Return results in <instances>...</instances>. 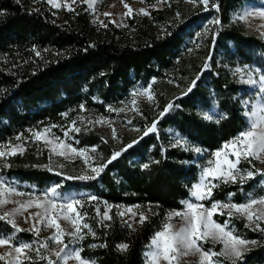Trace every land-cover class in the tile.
Returning <instances> with one entry per match:
<instances>
[{
	"label": "trees",
	"instance_id": "obj_1",
	"mask_svg": "<svg viewBox=\"0 0 264 264\" xmlns=\"http://www.w3.org/2000/svg\"><path fill=\"white\" fill-rule=\"evenodd\" d=\"M139 1L151 5L158 0ZM257 1L216 0L218 9L210 12H190L172 5L153 11L152 19L131 18L127 28H117L113 24H94L85 7L68 11L50 6L47 0H0V59L4 62H0V143L39 124H58L64 113L80 110L82 105L112 117L114 113L106 107H119L140 81L169 74L181 86L180 94L174 96L178 110L158 123L157 133L144 134L170 103L167 94L159 95L156 115L147 113L149 120L141 122L143 134L139 137H123L113 143L92 129H81L74 135L71 144L76 149L96 152L97 168L107 166L98 175L92 174L95 179H64L69 187L86 190L113 207H153L150 218L138 229L121 223L115 208L108 225L99 224L93 214L94 235H88L82 243L84 258L96 264H145L146 248L169 212L182 210L190 199V189L200 173L196 156L167 146L162 130L176 129L190 142L211 152L243 132L247 125L243 109L239 101L232 100L240 88L230 81L229 72L219 67L217 56L222 52V58L230 63L264 67V42L245 34L242 24L232 20L234 12ZM210 14L220 20L219 25H214L207 37L197 38L201 47L187 54L194 30ZM208 59L211 64L205 70ZM198 76L202 77L199 81ZM196 80L194 89L181 98ZM206 83L226 114L220 124L206 123L196 113L199 107H211ZM133 141L137 142L122 151ZM114 153L121 154L108 163ZM47 162L46 152L18 155L8 173L36 185L40 192L60 183L49 169L41 168ZM144 164L149 167L143 168ZM252 187V183H223L201 204L211 207L231 194L239 204L250 199V194L252 199L264 195V184L255 191ZM225 220L220 217L219 222ZM263 234L264 225L261 231L240 228V236L261 245L236 264H264ZM119 244H127V251L118 250ZM214 251L218 253L219 248ZM217 262L233 264L222 257Z\"/></svg>",
	"mask_w": 264,
	"mask_h": 264
},
{
	"label": "rangeland",
	"instance_id": "obj_2",
	"mask_svg": "<svg viewBox=\"0 0 264 264\" xmlns=\"http://www.w3.org/2000/svg\"><path fill=\"white\" fill-rule=\"evenodd\" d=\"M50 6H53V3H55L56 9H66L68 11L69 8L71 10H75L76 8L85 7L86 11L89 13L91 20L94 24L99 25L101 27H107L109 24H113L117 28H127L129 26V20L131 18H136L138 20L148 17L149 19H152V12L156 10L165 9L167 7H171L172 5H176L177 7H181L188 11H197L199 9H202L201 11L204 12H210L215 7L213 5H216V0H209L208 7L205 9V6L199 2V0H158L157 2L153 4H147L143 1L134 0L131 2H128L126 0H75L73 3V0H53L52 3L47 0ZM89 4L92 5V7H89ZM127 4L129 8L132 9V12L130 14L126 13L128 12V9L124 7V5ZM145 10L148 14L145 15L141 10ZM105 13H110L111 15L106 16ZM261 13H264V0H258L255 3H247L245 4L240 10L237 12H234L232 15V20L234 22L241 23L244 27V33L247 35H253L258 38H260L264 42V15H261ZM243 15L244 19L238 20V17ZM216 18L213 14L209 15V19L207 21L201 22L200 26H197V28L194 30L195 37L193 38L190 43V49L188 50L187 54L195 53L197 49L201 47V44L196 42L197 38H203L204 36L207 37L210 34V31L212 30L214 25L213 21ZM219 25V24H218ZM162 28H160V31ZM193 48V52H192ZM222 52L219 53V56H217V63L223 71H227L230 74V81L234 83L237 87L240 88L238 94L232 96V100L234 102L239 101L240 107L243 109V116L246 120V127L249 123V113L251 110V105L254 103L259 109L261 106H264V94H261V99L256 98V94L258 93L259 89V83L256 85H251L245 82H242L241 76L243 75L244 79L246 80L248 78L246 73H237V69H243L246 65H240L238 62L230 63L227 60H224L222 58ZM214 54V53H213ZM212 54V55H213ZM0 62L2 65H4L3 60L0 59ZM210 60L208 59L205 70L210 67ZM251 70H253L254 78L259 80L261 75H264V67H259L256 64L247 65ZM204 70V71H205ZM166 75V74H165ZM202 77L198 76L197 80H201ZM197 80L195 82H197ZM196 85V83H195ZM206 87L208 88V97L209 101L211 103L210 108H204L199 107L196 110V113L199 118H201L206 123H212V124H220L225 118L226 114L225 112H222L219 107V102L217 99V95L215 94L214 90L209 86L208 83H206ZM194 89V87L192 88ZM181 92V86L177 79L172 78L169 74L167 76H163V78H153L152 80L148 82L140 81L136 86H134L130 92L127 99H125L122 104H120L119 107H111L107 106L106 109L114 113V116L112 117H106L99 115L97 111L88 106V105H82L83 110L80 108V110L74 111L71 110L68 113L63 114L62 122L55 124V123H47V124H39L35 126L32 129H29L27 132L20 134L16 136L14 139H10L6 142L0 143V150L5 151L6 153L9 152L10 147H15L17 145L20 146V148L23 149L22 153L18 149L15 155H6L3 158H0V179H3L7 182V184H10L11 187L17 189L20 192L24 193H32V199L34 203L27 207L26 209L20 208L22 204H24L26 201L29 200L28 195L24 196H18V195H8L5 194V197L9 202L4 204L2 207H0V214H3L5 212H11L15 209L20 208V213L17 214L15 217H9V219H14L17 227L22 229V231L15 233V239L13 243H31L34 245L35 248L39 247V242L47 240L48 237L53 235L55 229L54 228H45L42 224H36L35 219L29 220V217H34L36 213L42 212V208H37L35 206V203H43V198L45 194L47 193L48 189L53 187V184L49 187L43 188L40 192L38 191V188L36 185L30 184L28 182H25L19 178H17L14 175H11L8 173V167L10 166L12 160L14 157L18 155H24L26 153H32L35 152L37 154H41L43 152L48 153L49 155V162H47L45 165H42L41 168L49 169L51 168V173L58 177L61 185L59 189H57L56 196L52 197L56 204L55 212L61 211V205L65 203V201L68 199V196L66 194H71L73 197H77L81 200V205H74L76 208V212L80 214L81 224H87L91 231L88 230V228H82L81 235L83 236V239L78 243L74 245H70V247H77L83 250L82 243L85 239H87L88 235H92V221H93V214H96V217L98 218L97 221L101 225H108L110 222V219H103L104 213L107 211L108 216L111 217V212L115 208V212L117 213L119 220L124 225H127L132 229H138L142 224L140 223V216L139 213H144L146 216V220L150 218L152 215V206L142 207L139 205L136 206H117L113 207L111 205L106 204L105 202L99 201L97 199H92V195L89 194L86 190L69 187L67 182L64 179L67 178H74L79 179L80 176H92V168H97V161L98 156L96 152L92 150H78L76 149L71 143L74 140L73 137L77 133L76 129H92L97 131L98 133L105 136L107 140L112 141L113 143L119 142L123 139V137H139L141 134H143V128L140 126L141 122L144 123L149 120L147 118V113L150 115H156L157 108L159 105V95L160 94H167L171 97L170 103L173 107L169 109L166 113L165 110L161 112L158 116V119H156V127L154 131H148V133H157L159 131V125L160 121L165 119V117H171L174 115L176 110H178L177 105L175 104L174 96L180 94ZM135 93V95H134ZM184 95L180 96L181 98L184 97ZM97 100V98H95ZM243 101H249V106L246 108L243 104ZM168 104V105H169ZM166 109V108H165ZM164 113L163 115H161ZM202 113H209L213 114V120H206L203 118ZM219 116L220 118L218 121L215 119V117ZM101 120L102 122L97 123L96 121ZM75 122V123H73ZM153 125V124H152ZM152 125L148 128L150 129ZM245 127V129H246ZM48 129V132L45 133L44 130ZM113 129H115V138L113 136ZM147 129V130H148ZM244 129V130H245ZM243 130V131H244ZM164 135V141L167 146H173L177 147L179 149L185 150L182 146H175V140L176 137H184L179 131L173 128H167L165 130H162ZM42 133L41 138L37 139L35 136V133ZM239 135V134H238ZM237 135V136H238ZM236 136V137H237ZM19 137V139H18ZM235 137V138H236ZM50 139L52 143H46V140ZM234 139V138H233ZM232 139V140H233ZM228 141L222 144L221 148L217 151H221V157L220 160L223 161L225 159V153H227V159L235 161L236 157L231 155L234 148L233 146H230L228 148H225V144H230L232 141ZM187 141L191 146H194L196 148H199L202 150V154H197L195 151L185 150L187 152H192L196 156V164H198L200 173L199 178L201 175L202 168L207 166V162L209 160L214 159V152H211L209 150L202 149L201 147L197 146L196 144L190 142L188 139ZM64 145H67L68 147L65 148ZM55 149V150H53ZM72 149H76L77 151H72ZM64 151L65 155H58V152ZM260 159H253L249 157L248 160L241 159L239 164L237 165L238 169L242 170V172H248L252 171L254 173V176L252 178H246L243 182H240L239 178L237 179V182H227L229 184H238L243 185L247 183H252L253 187L252 190L255 191L258 189V186H262L264 184V175L256 174V173H264V153L260 154ZM59 173V175H57ZM198 178V180H199ZM211 180V178H208ZM82 180V179H81ZM84 180V179H83ZM198 182V181H197ZM212 183L216 186L212 188L213 190L220 186L224 182L223 179H217L212 180ZM211 193V195H212ZM241 193H244L243 190H241ZM253 194V192H252ZM39 198V199H37ZM190 199L192 197L190 196ZM189 199V200H190ZM264 199V195L260 198H257L256 200ZM252 200L251 194L250 199L245 201L244 203H236L234 201V195L231 194L229 198L221 203L226 204H238L243 205L249 203V201ZM196 203H200L202 201H194ZM203 208H211L206 207L203 205ZM127 209H133L137 215L133 216L132 213L126 212ZM185 206L182 210H173L170 213H174L176 211H184ZM232 212L231 215H229V212ZM253 215V222H250L247 217L241 213H237L234 210H229L227 208L225 209H218L217 213L213 215V220L216 223H219L221 225L226 226L227 230H230L235 236L240 237L242 239V236L239 235L240 228L244 227L245 230H256L261 231L262 226L264 225V219L257 220L256 217L258 214L264 213V204H254L252 206V209H250ZM92 212V214H91ZM126 212L125 215L121 216L119 213ZM69 215H75V213H68ZM168 214V215H169ZM54 215V213H53ZM220 217H225V222L220 223L219 219ZM26 220L28 222H26ZM144 221V222H145ZM0 222H4L6 225L5 227H1L0 224V238L7 237L9 235H13V229L12 227L6 223V221L0 220ZM60 223L61 227L67 228L69 231H72L70 224L61 219L57 221ZM143 222V223H144ZM33 224H36L37 228H40V235L39 237H36L33 235L32 232L29 231V229L32 227ZM171 224L174 226L176 230H178L180 227L183 226L184 221L181 220L180 217H173L171 220ZM24 234L31 235L32 238L26 236H22ZM65 243L69 242V237L65 235L63 237ZM264 239V234H263ZM248 241H256L255 244H250L247 246L248 250L243 253L245 255L249 251L258 248V246L261 245V242L257 240H249ZM57 245L50 243V250L45 251L44 249H41V251L44 253V255L50 259L56 260V257L52 255L53 252L58 250ZM150 243L148 244L145 253L149 250ZM218 247L219 252L221 253L224 251V246L222 243L218 241H214L212 239H208L206 242H202V248L204 250H211L213 252L214 248ZM11 251L8 245L0 246V255H4L5 253ZM217 253V252H216ZM33 257L32 261L25 260L23 264H47V260H41L39 257L36 256L35 251L29 253ZM81 256L84 258L82 251ZM222 257L223 259L227 261H231L227 256H217L213 259L216 261V264H220L217 262V260ZM13 257L9 256L6 257V260H12ZM86 259V258H84ZM146 259V257H145ZM199 255L198 254H189L185 256L181 264H199ZM89 260V259H86ZM92 261V260H90ZM94 262V261H93ZM0 264H6V261H0ZM57 264H62V262L57 261ZM67 264H77L76 261L70 260L67 262ZM94 264H96L94 262ZM146 264V263H145Z\"/></svg>",
	"mask_w": 264,
	"mask_h": 264
},
{
	"label": "snow or ice",
	"instance_id": "obj_3",
	"mask_svg": "<svg viewBox=\"0 0 264 264\" xmlns=\"http://www.w3.org/2000/svg\"><path fill=\"white\" fill-rule=\"evenodd\" d=\"M19 2V0H17ZM50 3L53 0H49ZM75 0H73V3ZM194 2V0H193ZM205 6V9L208 7L209 0H199ZM53 6L56 7L55 3ZM217 7V5H213ZM91 8L92 5L89 4ZM126 9H128L127 14L132 12V9L129 8L127 4L124 5ZM71 10V8H69ZM145 15L148 13L145 10H141ZM106 16L111 15L110 13H105ZM264 15V13H261ZM244 19V16L241 15L238 17V20ZM214 24H219L220 20L217 18L213 21ZM237 73H246L248 78L245 80L243 75L241 76L242 82L256 85L259 83L258 93L256 94L257 99H261V94H264V75H261L259 80L254 78L253 70H251L247 65L243 69H237ZM195 81L192 82V85L185 91V95L188 92L192 91V88L195 87ZM135 95V93H134ZM249 101H243L244 106L247 108L249 106ZM173 107L172 104L166 106L165 113ZM83 110V106H81ZM162 113L161 115H163ZM202 116L206 120H213V114L202 113ZM220 117L217 116L215 119L218 121ZM97 123L102 122L101 120L96 121ZM75 123V122H73ZM156 127V123L153 122V125L150 129L145 131V135L148 134V131H154ZM79 131V129H76ZM113 131V136L115 138V129ZM45 133L48 132V129L44 130ZM37 139L41 138L42 133H35ZM19 139V137H18ZM137 141H133L132 144H129L122 151H126L128 148H131L133 144ZM46 143H52L50 139L46 140ZM175 146H182L185 150L195 151L197 154H202V150L191 146L187 139L183 137H176ZM233 146L234 150L231 155L235 156V161L227 159V153H225V159L223 161L220 160L221 151H217L214 153V159L209 160L207 162V166L202 168L201 175L195 184L192 185L190 189V196L192 199L185 201L184 211H176L174 213H170L163 223L160 230H158L153 238L150 241L149 250L145 253L146 264H181L182 259L189 254H198L199 264H216V261L213 259L217 256H227L232 259L233 264H236V261L241 259L243 253L248 250L247 246L250 244H255L256 241H248L242 239L240 237L235 236L230 230L226 229V226L216 223L213 220V215L217 213L218 209H229L234 210L237 213H241L247 217L250 222H253V215L250 209L254 204H264V199L256 200L252 199L247 204L238 205V204H226L221 202H213L211 204V208H203V205L200 203H196L194 201H203L211 198L212 188L216 185L212 183V180L223 179L224 182H237L239 178L240 182H243L246 178H252L254 173L252 171L242 172V170L238 169L237 165L240 160L243 158L248 160L249 157L253 159H260L261 153H264V106H261L257 109L256 105L252 103L251 110L249 113V123L246 129L241 132L236 138H234L230 144H225L224 147L228 148ZM67 148V145H64ZM20 150L21 153L23 151L19 145L15 147H10L9 152H5L0 150V158L5 157L6 155H15L17 150ZM55 150V149H53ZM72 151H77L76 149H72ZM58 155H65L64 151L58 152ZM121 153H114L108 163H111L112 160H115ZM107 165H101L98 168H92V172L95 174H99L100 171L103 170ZM143 168L147 169L149 167L148 164H144ZM51 171V168H49ZM260 175H264V173H256ZM59 175V173H57ZM79 179H95L96 175L93 176H80ZM208 178H211L209 180ZM61 185L57 184L48 189L47 193L43 198V203H35V206L39 209L42 208V212H38L34 217H29L28 219H35L36 224H42L45 228H54L55 231L53 235L48 237L47 240L40 241L39 247L35 248L31 243H13L15 239V233L22 231L19 227H17L14 219H9V217H15L20 213V208L26 209L31 206L34 201L32 199V193H24L20 192L17 189L11 187L10 184H7L6 181L0 179V207L9 201L4 198L5 194L8 195H18L24 196L28 195L29 200L20 206V208L15 209L11 212H5L0 214V220L6 221L12 229L13 235H9L7 237L0 238V246L8 245L11 251L5 253L4 255H0V261H6V264H23L25 260L32 261L33 257L29 255V253L35 251L37 257L41 260H47V264H57V261L62 262V264H67L68 261L74 260L77 264H94L93 261L86 260L82 258L81 251L82 249L77 247H70V245L78 244L83 236L81 235L82 228H88L89 231L91 229L87 224H81L80 214L76 212V208L74 205H81V200L77 197H73L71 194H66L68 199L63 203L61 207V211L55 212L56 204L52 197L56 196L57 189H59ZM39 199V198H37ZM92 199H96L92 197ZM126 212L132 213L133 216L137 215V213L133 209H127ZM126 212L119 213L121 216L125 215ZM54 213V215H53ZM68 213H75V215H69ZM232 212H229L231 215ZM140 223L146 219L144 213H139ZM173 217H180L181 220L184 221L182 227L178 230L174 228L171 224V220ZM107 211L104 213L103 219H110ZM67 221L72 231H69L67 228L61 227L58 220ZM257 220L264 219V213L258 214L256 217ZM26 222H28L26 220ZM36 224H33L29 229L30 232L33 233L36 237L40 235V228L36 227ZM131 225H129L130 227ZM67 235L69 237V242L65 243L63 237ZM94 235V233H93ZM208 239H212L214 241H218L223 244L224 251L221 253H216L211 250H204L202 248V242H206ZM50 243L59 246L58 250L53 252L52 255L56 257V260L50 259L44 255L41 249L45 251L50 250ZM106 246V245H101ZM117 249L120 251H127V244H119L117 245ZM13 257L12 260H6V257Z\"/></svg>",
	"mask_w": 264,
	"mask_h": 264
}]
</instances>
